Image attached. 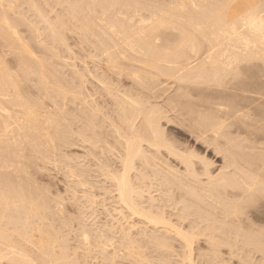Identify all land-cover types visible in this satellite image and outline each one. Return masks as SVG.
Masks as SVG:
<instances>
[{
  "label": "bare ground",
  "instance_id": "bare-ground-1",
  "mask_svg": "<svg viewBox=\"0 0 264 264\" xmlns=\"http://www.w3.org/2000/svg\"><path fill=\"white\" fill-rule=\"evenodd\" d=\"M4 1L9 2L8 0H4ZM19 1L20 0H17V1L10 0V3L11 5L12 3H14L13 5L16 6L15 3H19ZM27 1L28 0H26V2ZM31 1L33 0H30V3L29 2L25 3V1L24 2L21 1L20 3H23V5L26 4L27 7L29 3L31 8H33L34 10L32 9L33 12L32 10H29V8L28 10L31 11L33 15H35V19H37L38 17L37 15H40L38 19L39 18L41 19L39 20L43 23V26H41L42 23L38 21V19H37V22H39L40 26L42 27V30H44L43 32H46L45 34L47 35L45 37H43L45 34L43 35L41 34L40 36L38 35V33L40 32L43 33V32L42 30L39 31L37 28H35L37 23L35 22L36 20L35 21L33 20V22L36 23L34 25L35 27L34 28L32 27L33 32L35 31L34 29H36L35 32H37V30L39 31L37 34H35L38 36L33 37L34 39L36 37L38 39L39 37L40 39L41 37H43L44 39L47 37L46 39L48 41L49 40L51 41V43L50 41L48 43L53 45V41L57 43V39L58 41L64 40V37H62L61 39L60 36L61 35L64 36L63 33L65 34V31L69 32L70 30L71 32V29H72L71 26L78 25V28H75L76 30L72 29V31L75 30L74 32H76L78 30V32L83 37L85 36V38L87 37V38L92 39V43L89 42V44L91 45V50H92V51L91 50L89 51L90 53L89 57L93 62L96 63V65H95V72L93 73L88 69L87 64L85 62H82L80 66L81 68H78V69L76 68V71L79 70L76 72L77 73L76 74L75 69L73 67L74 65L72 64L73 65L72 69H74L72 70L70 68L73 71L72 74L75 73L78 77H76V75L74 76L72 75L74 79L70 78L71 80L69 79L68 82L70 81L74 82L76 80L75 78L79 79V84L78 82H76L77 83L76 85H79V86L78 88L77 86L75 87L77 91H75V88L73 87V84H72L73 82H71L70 85L68 86L69 83L67 84V82L64 81L65 84L68 86V89H67V86L64 85L63 83L59 85V83H61L63 80L62 81L54 80L55 79L54 76L55 77L58 76V72L57 74H54L55 69L57 67L56 68L54 67L55 69L54 68L50 69V70L53 69L54 71H51L50 73L51 77H49L50 74H47V73H49L50 71H48L49 68L46 69V67L52 64L48 63L49 60L48 61L46 60L47 57H44L45 58L44 60L43 58L42 59L39 58L41 62L43 60V63H41L38 58H37L38 61L35 60L34 59L35 54L33 55V53L32 54L30 53L32 49L30 50L28 49L29 48L28 44L25 43L22 39H19L18 38L19 35L17 36V38H15L17 35L15 30L17 31L18 28L15 30L12 28L13 29L12 30L9 25L11 21L9 22V20L6 19L7 20L6 22L5 20V18L8 17L6 16V13L7 14L10 13L8 12V10L9 9L11 10L12 7L10 8L11 5L9 3L8 4L9 8L6 10L4 8H6L5 5L7 4L5 3L7 2L3 3L5 5L0 4V6L2 7L4 6V8L1 7L2 9L0 8V10L4 9V11L5 10L7 11V12L5 11V13H3V11H0V42H2V44L1 43L0 44L4 46V47L2 46L3 48H5L7 47L5 45L12 43L10 46L12 49L8 47L9 49H11L9 51H11L12 54L11 53L9 54L12 56V58L14 57V55L16 57L17 56L20 57L18 59L15 57L16 58L15 61L17 60L15 64L16 66L18 65L17 62L20 61V59L22 58L21 56H23L24 53L28 54V55H25V57L23 56L24 59L26 58V56H29L31 54L34 58L32 57H29V58L34 59L35 62L37 61V64H35L33 61H31V59L28 58L27 60L26 58V60L24 61L21 59L20 61L21 63L19 62V64L27 65L25 66V70H24V66L20 65L21 68L23 67L22 69L24 70V75L27 74V72L30 70L29 68L30 66H32L34 69L33 70L31 67V70L33 71V73L35 72L34 76L32 74L33 78L31 76L28 77L29 73H30L29 75H31V70L26 75L27 77L26 83L30 82L28 81L30 77L32 79L36 78L34 82H38V81L41 82L42 78L44 79V76L46 75L45 76L46 80H47V76H48V80L51 79L50 81L47 80V82H49L50 85L51 84L55 85V88L53 89L54 91H50L52 90L53 86L52 87L48 86L49 84L44 83L46 82L45 80L44 82L40 83V86H42L44 89L42 87H39V85L35 83L38 86V88L36 89V91L38 90L37 93L41 92L39 88L44 91H47V90L49 91H48V94L44 91L39 93L38 95L40 97L38 96L39 98L35 99L36 103L34 102L33 99H32L33 102L32 101L30 102L27 100V97H25L28 95L27 93H25L27 91H26V84L24 83L25 80L23 81V79H25L22 76L23 73H20V71L19 72L17 71L20 67L17 66L18 69L17 68L16 69L14 68V69L16 70V73L18 72L17 73L18 75L19 74L21 75L14 76V74H16L15 71L14 72L11 71L9 75L8 74L9 72H7L8 70L6 71L7 66L4 65L5 68L3 67L2 64L4 63L2 62L4 61L1 62L2 64H0L3 67L2 69L0 66V264H3V263L5 264H34V261L32 263L31 260H33V258L35 259L34 257L35 255L31 256V254H36L37 258H39V260L37 259L35 260L36 263L39 261V263L42 262V264H79V262L77 261H79L80 259H81L80 262L82 261V259H86V260L89 259L88 257L82 258L84 255L81 257L80 256L81 254L79 253H78L79 254L78 258H74V259L72 258L74 254L76 253H74L72 257L70 255V258H69V254H72L73 251L71 252V249H70L71 253L68 254L69 251L67 247L69 244L66 245V242H64L66 239H69V238H65V239L62 238L60 232H64V230H61L60 232L57 231V230H60L59 228H61L62 225L63 226L66 225L67 224L66 222L61 223L59 221L60 222L59 224L61 225L59 224L58 225L61 227L59 226L57 227L56 224L54 223L53 225L56 226L55 228L57 229H55L54 226L51 225V227L53 226L56 232L53 231L54 229L52 230L49 224L42 223L41 225H35V228H34V225L31 222L33 221L34 223L37 216L39 217L37 219L40 220L44 218L43 215H46L45 214L46 212H50L51 213L50 217L52 215L54 217L55 211L58 210L60 214L59 210L62 207H58L60 209H57V210L54 209L55 211L49 208L52 211L47 209L48 211L46 210V212H44V209L50 206L48 204L49 202L48 203L46 202L49 205L48 207L46 206L43 207L42 205L44 203H40L39 200L41 198L38 199L37 198L38 195L36 194L37 196L34 198L36 201L37 200L39 201V202L37 201L38 204L40 203L39 205L42 204L40 208L39 206L35 204L34 202L35 200H33L34 199L33 196H32V199H30L31 197L29 195L32 194L33 191H31L32 193L31 192L29 193V191H26V190L32 189L31 186H27L26 184L28 182V184L30 185L31 179H29L30 177L29 178L25 177L28 175L26 174L28 170L26 166L30 165L29 164L30 160L28 161V159L26 160L25 158H22L23 156L20 157L22 159H25V161L28 162V164L26 163V166L21 165V163L23 164L22 159H21L22 161L20 160L21 162L18 161V158L19 156H21L23 151L29 150L28 148L29 146L25 147L27 146V144H25V140H27L28 137L31 135L33 137L36 136L40 139H36L37 140L36 141L32 136L30 137V140L33 143L29 142V145L30 143L34 145H32V147L28 151L30 154V155L28 154V157L31 158L33 155V154L31 155V152H32L31 150L35 151L36 149V152H37L38 150L37 148H39V151L41 152L42 149L40 150V148H42L43 146H46V149L43 147L44 148L43 150L48 151L50 150V148L52 150L53 146L51 145L47 146V145L48 143L53 144V145L56 143L55 141L57 140L58 133L55 131L57 128L56 123L58 122V120H55V119L60 118V117L57 118L58 113L59 115L61 114L58 111L61 110L60 108H62L63 110L64 105H62L63 107L60 105H56L59 107V110L57 109L58 107L56 106L54 107V109L56 108L57 110V111L56 110L54 111L53 109L54 111L53 113L55 114V117H56L55 118L54 116L51 117L52 116L51 114L53 113L50 114V112L47 111L46 108L45 109L43 108L44 105H42V103H44L43 102L44 99H47V100L49 99L48 101L51 102L52 104L54 103L55 99H56L55 101L56 104H58V102L64 103L66 101H69L68 99L70 98L66 99V97L69 95L70 97H72L71 99H73L76 96L73 99V101L74 100L76 101V99L78 101L77 104H74L75 101L74 102L71 101L73 105L78 106L76 107V109H78L77 117L79 121L78 120L77 121L80 123L78 124L80 125L78 127L79 131L76 133L75 132H72V133L77 134L76 138L78 139L77 141L79 143V146L82 150H84V154H83L84 156H81V157L82 158L85 157V158H83V160L81 159L82 163H84L85 161H88L85 159L87 158V155L89 153L92 155L91 160H94V161H98V157H101V156L103 157L105 156L104 154L106 153H108L111 156V158L110 156H108L110 158L109 160H105V157H104L103 162L102 160L100 163L97 162L99 163V165L97 164V166H99L98 167L99 172L97 173H100L102 178H104L103 180L106 181V184L108 183V186H102L101 188H98V187L95 188L94 184L92 185L91 184L92 182L91 183L89 182V180L93 178V176L89 177L88 170L85 169L84 166H83L84 168L82 167L80 172H78L79 170L77 169L78 170L77 172L79 175L77 174L78 177L76 176V178L78 181L76 182L75 180L74 182L79 184L78 188L81 189L83 196H85L87 198V201L90 202V207L89 205L87 204L86 205L89 208H91V203L93 204L94 200H95V203L97 201L95 197H99L97 196L99 195L97 194L98 191H101L104 194V196L106 194L107 197H109V199L112 200L110 202L113 204L112 208H110L111 206L110 207L108 206V207L110 208V210L112 209V212L110 211V213L114 214L113 216H116L113 219V223H112L113 226H111L112 225L111 223H110L111 227L104 224L106 227L108 226L110 230L107 229L108 231L106 233L104 231L103 232L106 235L109 231L112 232V233L110 232L111 234L109 237L108 236L106 237V235H103L104 233L103 234L101 233L102 232L101 230L104 227H102L101 230L98 228L99 231L97 232V231H93L95 228H97V225H95L94 229L91 228L92 230L90 229L88 230L87 229L88 226H86L87 228H85V226L82 227L81 223L80 224L77 223L79 227L81 226V230L79 232L80 233L79 238H80L82 248H85L83 249L85 256L92 255V254L87 255L86 253L88 251L90 252L91 242H94L90 240H92L94 237V234H96V236L100 237V240L95 242L96 244L94 243V245H96L98 249L100 250V252L98 251L99 255L100 253H102V256L106 259L107 247L109 248V246L111 247L113 245L114 234L116 233L118 234V236H120L119 237L121 239L120 245H122V248L126 252L125 254L123 252V249L121 248L122 251L120 249L119 255L122 254L120 252H123L125 255L123 254L121 256H125V257L129 256L128 258L130 257L135 258L136 263H137V260H139V263L140 261H142L143 254L145 255L144 258L146 260L144 258L143 259L144 261H146L147 264L153 263L151 261H150L151 263L147 262L148 256L142 250L143 247L146 248V246H148V248L149 247L152 248L151 246H153L154 250H155V247L156 249L158 248V250L165 249L166 252L164 251V253L166 254H167V251L170 250L172 254L177 255V251L175 252V249H174L175 247L173 248V245L176 243L175 246H177L178 244L180 247H182L181 252L178 253L180 254L179 257L177 255V262H178V259H180L181 263L184 262L185 264H196L194 261L195 257H193L194 254H193L192 246L194 245V243L200 240V237H203V240H204L203 242H206L207 245H212L211 246L212 248L214 246L218 248V245L220 244L223 245V243H225V245L232 244V243H234V245H237L238 243H240V244L245 245V248L247 246L253 247L254 250L256 248L255 251H259L258 249L262 248L260 251L264 252L262 251L264 249L263 248L264 247V227L261 226V224L264 225L263 224L264 222L262 221V219L264 220V218L260 219L263 223H260L259 220L257 221L256 219L257 223H260L259 228L254 226L257 223L254 224L255 220L252 219L254 218V215H253L254 211L252 208L254 209L256 208L255 210L256 212L254 214L258 212L257 213L258 216H261L264 213L263 212L264 207L263 208L261 207L262 211H260V208H258V210L261 212L260 213L261 215L259 214V211L257 210V207H258L257 204L260 207L259 202L261 203V205L262 203L264 204V154H262V157L259 161L253 160V158L254 159L258 158V154L259 156H261L260 153H261V149L263 148L261 149L259 148V150H256L257 146H254V145H258V144L252 145L256 148L248 146V148H251L252 150L255 149L254 151L260 152V153L256 152L257 153L256 158H255V154L253 155V158H252L251 157L252 155L250 156L249 154H247V152H245V150H243L242 148V145H243L244 149H246L247 146L245 148V145H248L249 144L248 142H251L253 140L254 142H251V143H255L256 139H259L256 137H255L256 139L254 137H252L253 139L248 138L247 137V133L249 132L247 131L248 128L249 130L252 128L255 129L256 126L258 125H260L261 128L262 127L264 128V79L260 80L259 78H256V77L255 79L254 78L255 75L252 74L253 71H254V74L258 72L257 65L258 67H262V63H263V66H264V35H262L264 34V11H262L259 7H253V8L244 7L245 5H257L258 6L261 3V0H170L169 4H167L168 1L166 2V0L165 2L164 0L161 1L164 4H162L160 0H156V1L151 0L152 2L151 1L149 2V0H147L148 6L144 5L146 4V0L144 1V4H143V1L141 3L140 0L139 2L141 4L137 3L138 0H136V2L135 0H130V1L123 0L124 2L122 3H120V0H116L113 3H111L112 0L111 1L107 0L108 2H110L109 6H108V2H106L107 3L106 4L104 0L102 1L98 0L99 2L101 1V3L104 1L103 3H105L108 6L106 9L103 8V6H101L103 9L100 7L101 3L99 4V7H98L97 4L99 2L95 0H94V3L92 2L93 0H91L90 3L92 4H89L88 6H86V3L89 1L86 2V0H84V3H83V0H77V2H74V3L72 2V0H67V1H71V3L68 2V4H73L72 6L68 5L66 3L67 2L66 0L65 1L53 0V2L55 1V3L59 4V6H61L60 5L61 2H63V5H66L64 9L65 10L64 12L66 14L62 15L61 13L60 15H62L61 16L62 18L59 15H58L59 17H57V19H61V20L55 21L56 18H53L54 21L58 23V25H56L57 23L55 25L59 26L60 28L56 27L54 24H52L54 25V27H52L50 22L54 23V21L49 20V17H48L49 15L47 16L46 14H44L45 9H44V12L43 11L39 12L41 8L38 9L37 5L35 6L36 3L35 2L31 3ZM56 1L57 2L60 1V2L57 3ZM131 1H133V3ZM2 2L3 0L0 3ZM117 2H119L120 4H118ZM153 2L155 3L153 4ZM116 3L118 5H116ZM150 3L153 5H151ZM94 4L96 5L94 7L97 10L98 9L100 10V13L98 15H97L98 13L97 10H95L94 8H92L93 6H91ZM105 4H101V5H104V7H106ZM50 5L52 4L50 3ZM82 5H85L83 6V8L87 7L89 10L90 9L91 11L93 10L92 13H90L91 11L89 12V10L86 11L85 8H84L85 12L81 11L80 9L82 8ZM160 5L162 6V8ZM26 6L25 7L22 6V7L26 8ZM67 6L68 7L70 6L68 8L69 11H67L68 10L66 8ZM35 7H37L38 11L37 9H35ZM46 7L49 8L48 6ZM15 10L19 12V9L15 8ZM34 11L35 13L37 11V14H35ZM66 11L68 12V14ZM23 12L25 11H22V13ZM87 12H89L90 14ZM94 12H96L94 14L95 16L93 15L94 17L92 16L89 17ZM27 13L29 14V12ZM20 14L16 16L14 15L16 20L11 24L12 27H15L16 25L14 23H17V21L20 22L22 20L21 18L25 19L26 16L25 17H22V16H24L26 13L24 15H20ZM45 15L48 17V19H46ZM66 15L68 16L69 19H72L74 22H75V19L77 18L78 20L77 22L80 21V24L75 22L76 24L74 23L73 25V23L72 24L70 23L71 25L70 24L69 25L71 28L67 24L69 28L68 30L66 25H64V21L65 20L67 21V19H65ZM79 15H80V18L78 17ZM17 16H19L18 19H17ZM63 18L65 20H63ZM24 21H21L20 24ZM18 24L19 23H17V25ZM26 24L28 25V23ZM22 25L24 26V24ZM44 27H47L48 30ZM54 28L57 29L56 31H58L59 29H63V28H67V30L65 31L60 30L62 31L61 33L58 31L60 33V34L58 33L59 34L58 35V34H55L57 32L55 31ZM28 33L30 34V37H32L31 36L32 34L29 31ZM49 33L51 36L49 35ZM74 35L75 37L78 36L75 33ZM81 37L80 35L78 36V38L80 39ZM78 38L76 39L78 40ZM15 39H16V44H14ZM44 39L43 41L45 42ZM86 39L83 38L84 41L81 40L82 42L79 44H82L83 42H85L84 44L89 45L88 40L90 41V39L88 40ZM20 40L22 41L19 42ZM4 41L6 43L7 42L9 43L4 45L3 43ZM39 42H42V40H40ZM21 43L22 44L25 43V44L21 45ZM36 43L35 45L39 46L37 45L39 43L37 44ZM66 43H62V44L60 43L58 45L56 44V47L59 45H62L63 47L65 45L63 47L64 48L63 51L65 50L67 52L68 50V52H70L71 49L70 50L66 49L67 47ZM40 44L43 45L44 43H40ZM45 45L46 44H44L43 47ZM52 45L51 46L49 45V46L51 47V50H53V52L49 49V46H46L48 50L50 51L49 55H53V53L56 52V54H54L51 58H53L54 56L57 58L58 50H56V47L54 45L53 46L55 47V49L54 48L52 49ZM26 46L28 50L24 49L26 48ZM46 47L43 48L44 52L47 50ZM7 49H5L6 54H8ZM27 51H30V52L28 53ZM59 51H58V55H59ZM44 52H43V55H44ZM21 53L22 55L20 56ZM60 57H58V60H60L59 59ZM1 58L2 57H0V59ZM254 60L256 61L258 60L261 62L260 64H258L259 62L257 61L258 63L256 65L254 64V62H256ZM25 61L31 62V63L26 64ZM44 62L48 63V66L46 63L44 64ZM246 62L249 63L248 65L250 66V68L254 67L253 64L256 66L254 67V69L257 68L256 73L254 69H250V70H253L251 71L252 73L250 72V74H252L253 77L252 75H249L248 77L247 74L249 73V70L247 69V67L243 69L244 71H241L243 68L242 66L238 67L239 63H241V65L243 63V66L245 67ZM250 62H251V65H250ZM38 63L39 64L41 63L40 65H43V67L45 66L46 67L41 70L40 67H37V66H40ZM33 64H35L36 66L35 65L33 66ZM101 64L102 66H104L103 68L99 67ZM34 67H37L38 69L41 70L40 73H39L40 70L38 71V73L41 76V79L39 78L40 80H38L39 74L36 72V70L38 69H35ZM21 68L19 70H22ZM99 69L103 71L101 74L96 73V70H99ZM10 70L12 69L9 68V71ZM58 70H60L59 67H58ZM245 70H246V73L248 71L247 74L245 73L246 75L244 74ZM262 71L263 72L260 71L261 75L264 74V70ZM106 72H111L115 74L116 76L125 77L129 79L131 85L125 86V85L120 84V81L113 80ZM241 72H243L244 74V77H243L244 79L242 78L243 75ZM61 73L59 75L60 77L57 79H61L62 77ZM12 74H13V77L11 76ZM35 74H38V75H35ZM21 76L23 77V79H21ZM246 76L248 80L251 79L249 81H252V79L254 78L255 82H254V79L252 82H248ZM16 77H20V78L16 80L15 79ZM63 78L67 81V79L64 76L62 77V79ZM257 79H259V81H257ZM243 80L247 82H242ZM18 81L23 82L25 84V88L23 87L24 85L22 86L20 85L22 87L21 88L19 86ZM52 81L55 83H52ZM166 83L169 85L171 84L175 86V87L173 86L174 87L173 88L170 85V88L172 87L174 89L173 94L175 93V95L172 98H170L171 97L170 96L169 97L170 99L168 100L165 99V102L163 100L164 103L160 104L162 100L160 103H158L157 101H159L158 97H161V96H157L158 98L157 100L155 96L156 93L154 92L160 89L159 86L161 85H164L163 87L161 86L162 87L161 91L165 92L163 88L167 89L166 92L169 91V88H168L169 86L167 87L166 85L165 87ZM71 84L74 90H70L71 88L69 89ZM43 85L46 87H44ZM57 85L59 86V88H56ZM63 85L65 86L63 88L65 90L60 89V87ZM87 85L91 86V89L93 91L92 93L91 91L89 92L90 89L88 88L90 87ZM18 87L21 88L22 90L17 89ZM23 88L25 89V91H23ZM58 89L61 90L62 92L64 91L62 95L65 97L66 101H64L62 97L60 93L61 91L59 92L56 91ZM18 90H20L21 92L23 91L22 95L20 94L21 92H18ZM67 90L69 91L67 92ZM70 91L76 92L75 95L73 94L74 97L71 95L74 92L70 93ZM149 91L150 92L153 91V92L150 93ZM49 92L51 93L53 92L52 93L53 96H54V93H56L55 99ZM57 92L58 94L61 95V98L63 100L61 98H60L61 101L59 100L60 96L57 95ZM148 92L150 94L154 93L153 95L155 97L154 96L151 97L152 95L149 96ZM42 93L44 96L47 95L46 97L51 95L54 101L50 100L52 99L50 97L45 98L42 95ZM40 94L43 96V98ZM203 94L206 95V97L204 95V98L206 100L207 98L210 100H207V101L205 100L204 103H200L201 102L200 95H203ZM195 95L197 96L199 95L198 97H200V99L196 98L197 100H199V103L196 102L197 100L193 98V96ZM21 96L26 99L22 98ZM40 98L41 100L43 99L42 102L40 101ZM154 98H156L157 101ZM166 98H168V96ZM192 98L196 101L192 100ZM28 99L31 100L30 97ZM190 100L194 101L196 104L193 102L190 103ZM37 101L41 103L42 107H39L41 106L40 104H38L39 106L37 105V103H39ZM229 101H230L229 104L226 103ZM31 104H34V105H31ZM5 105L6 107H4ZM54 105L55 103L52 106ZM38 107L41 108V110ZM42 109L46 110L45 111L46 113H43L44 110ZM48 112L49 114H47ZM64 114L65 113H63V115ZM47 115H49L48 117L49 118L51 117V119H48V117L46 118ZM3 116H5L4 119H3ZM252 116L257 117V119L259 118V120L255 121L256 118L253 119L254 117ZM63 117H61V121L63 120L62 119ZM77 117L74 119L76 120ZM6 118L10 122H8ZM250 119L253 121H251ZM61 121L59 119L60 123ZM73 121H71V123ZM249 121L251 123L253 122L256 126H254L253 123L252 124L249 123ZM71 123L70 125H72ZM247 123H249L250 125L248 126ZM243 124L245 125L243 126ZM174 125L178 126L179 128H177ZM232 126L234 130H230L231 129L230 127ZM65 128L63 129V131L65 130ZM263 128L262 130L260 129L262 133H264ZM54 129L55 131H53ZM168 129L171 131L173 130L178 135L180 134L181 136L186 138L187 141H188V138H190L191 142L193 141L194 143L190 145V144H187L186 140L184 142H179L177 141L178 139L174 140L171 136V132H169ZM244 129L247 132H245ZM256 129L259 130L258 127ZM256 129H255V134L257 132ZM60 130L62 129L60 128ZM63 131H62L63 134L61 133L62 135H67V133L69 132V130L68 132L66 130L64 131L66 134H64ZM167 131L170 134H168ZM243 132H245L246 134H244ZM54 133H55V136L57 137L54 136ZM251 133H252L251 135L254 134L253 130ZM61 134H60V137L64 139V137L61 136ZM231 134L232 136L233 134H235L234 136L239 135V137L237 138L233 136L232 138ZM51 135H52V138L54 136L56 140L51 139ZM178 135H177V138H179ZM243 135L246 138V140L244 138H242V140H244V142L245 141L247 142V143H244L245 145L243 144V141L241 140V137ZM263 135L264 134H262L261 138L259 139L260 141L257 140L262 144L261 147L264 146V143L261 142V141H264ZM248 136L250 137V132ZM41 138L46 140V141L44 140V142H46L47 145H45L44 143H41L43 141V139ZM174 138H176V136ZM239 138L242 141V145L241 143H239L240 140L238 141ZM65 139H68V138L66 137ZM249 139L251 140L249 141ZM30 140H27V141H30ZM34 141H36L37 143L38 141H40L39 143L41 145L35 143ZM51 141H54V143H52ZM60 141L62 142V140ZM63 142H65V140H63ZM22 143L24 144L23 145L24 149L21 146ZM35 144H37V146H35ZM25 148H28V149H25ZM32 148H35V149H32ZM196 149H200V151H202L204 154L197 152ZM241 149L243 150V152H245L246 157L247 158L249 157L248 159L245 156L243 157V153ZM251 149L250 150L248 149V151L251 152L250 154L255 153ZM57 150L59 149L57 148ZM20 151L21 153H19ZM47 151L45 152L46 154L50 152V151L49 152ZM45 153L43 152L42 154L43 156L41 157L39 156V157L43 161L46 162V160H48L49 158L46 159L48 154L47 156L45 155L44 157ZM38 154L40 155L39 152ZM207 155L208 156L212 155L215 158L220 157L222 161L220 166L218 165L219 167L215 168L213 166L215 163L211 161L210 159H208ZM250 157L252 158L251 161H250ZM40 158L38 159L41 160ZM61 158L63 159V157ZM94 161L92 162L93 164H94ZM88 162H90V160ZM53 163L55 164V162ZM75 164L76 163H74V165ZM87 164L89 163L86 162V165ZM49 165H52V164L50 163ZM20 166L22 168V169L20 168V175L23 174L24 172L25 173L22 176H20L21 178L19 179V182L23 181L24 177L28 179V181H26L25 179L24 182H22L23 184L25 183V185L27 186L25 187L26 192H23L24 188L22 190V187H24L23 185L19 186L16 183H14L16 182L17 174L19 176L18 169ZM8 167H11V169H8L7 172L9 170L11 171L13 168V171L16 174V175L13 174L14 177L16 176L15 181L14 179L11 178L12 175H9L13 173L12 171H11L12 173L11 172L8 173V176L10 177L5 175L7 173L4 174L3 170L5 168L7 169ZM23 168L26 170H24ZM43 168L42 170H44ZM86 168H89L88 165ZM94 168H96V171H97L96 165L92 168V170ZM36 169H38V167ZM17 171L18 173H16ZM91 172L92 171L89 172L90 175H91ZM68 173L72 174L71 169ZM97 173L96 174L94 173V175H97ZM74 174H72L71 179H73L72 177L75 176ZM64 175H67V174H64ZM95 180L96 179H94L93 181L96 183ZM11 182L16 184L15 185L16 189L14 187V184H12ZM74 182L72 184L75 185L74 187H76L77 184H75ZM101 184H104V183H101ZM17 187L20 189L18 190L19 193L17 192ZM28 187L30 188L27 189ZM35 190H36V187H35ZM77 191H79L80 193V190H77ZM23 193H26V194L24 195ZM72 193H74V191ZM86 198H83V200L85 199L86 201ZM43 199H45V197ZM43 199L41 201L45 202V200ZM72 199H73V196H72ZM73 201H77V199L76 200L73 199ZM75 204H77V202H75ZM97 204L98 203H96V205ZM101 204H103V202ZM107 205L109 204L107 203ZM81 206L82 207H78V208H83L82 210H84L85 206L84 207L83 205ZM87 206L86 208L88 209ZM94 207L96 206L94 205ZM103 208H105V206ZM82 210H81V213H82ZM90 210L88 212L91 213ZM107 211L109 212V210ZM43 212L44 214L40 215V213H43ZM20 214L23 216H20ZM80 214L79 216L80 218H82L81 217L82 215ZM47 215L46 217L49 218ZM108 215L111 216L109 213H107L106 216ZM40 216L41 217L43 216V217L40 218ZM56 216L58 215L56 214ZM89 216L91 217V214ZM258 216L255 215V218H257ZM262 216L264 217V214ZM63 217H60V218H63ZM32 218H34V220H32ZM47 218H45L44 223L48 222L46 221ZM88 218L86 216L85 222L87 221ZM93 219L92 221L95 220ZM53 220L51 219L50 221L52 222ZM110 220L112 222V217ZM251 220H253V222H251ZM73 221L75 220L73 219ZM82 221H84V219ZM36 222H39V221H36ZM70 222L72 221H69L68 226ZM104 223H107V222H104ZM31 224L33 227L31 226ZM87 224L89 225V222ZM42 225L43 226L48 225L49 231H48V228H47V231L43 229L41 231L39 229H36L37 227L39 228V226H42ZM70 226L72 228V225ZM98 226L100 227V225ZM43 228L46 229V227H43ZM62 229H65V228L63 227ZM66 229L68 231V227H66ZM89 231L90 232L93 231L96 233H94L92 236ZM34 232H36L35 234L38 233L39 235L37 234L36 236H33ZM72 232L74 233V231ZM67 235L66 237H68ZM32 237L34 238L32 239ZM35 237H38L39 240L36 238L37 241L35 240L36 242L34 243L33 240L35 239ZM116 238L118 237L116 236ZM97 239L99 238L97 237ZM97 239H95V241ZM66 241L68 243V240ZM116 242H118V240ZM78 243H76L77 247L78 245H80ZM25 244H26V247L28 245V248H29L26 250L27 253L29 252L28 250H30V246H32L35 250L33 251L35 253H31V252H30L31 254L28 253L29 256H31V258L33 257L32 259L27 256L28 254H26L24 250V248L26 249ZM118 245L114 243L113 246L119 247ZM141 246L143 247L141 248ZM77 247L73 245V248H77ZM216 247H214V249ZM229 247H225V248H229ZM70 248H72V246ZM113 248L111 247L109 251L112 250ZM119 248L115 247V250L113 249V251L116 252ZM150 248L149 250L152 251L153 248L152 249ZM172 248L175 253L171 251ZM77 249H74V250H77ZM229 249H231V247ZM80 250L81 248L79 247L77 252ZM158 250L157 252L159 253ZM98 252L97 251L96 253L94 252L93 256L96 254L98 255ZM110 252H111L110 253L111 255L112 251ZM213 254H215V252ZM97 255L95 256L96 258H97ZM158 255L156 256L158 257ZM174 256L175 255H173V257ZM199 256H200V253H199ZM95 257L91 256L92 258L91 260H93ZM216 257H218V255H216ZM108 258L109 257L107 255V259L106 260L103 259L104 264H105V261L110 260ZM160 258H161V255H160ZM211 258H214V256ZM245 258L246 259L242 258V261H240L241 264L244 262L243 260H247V258L249 257L245 256ZM99 259L98 260L94 259L95 261L93 260V262L97 263ZM214 260L215 259H213V264H216L215 263L216 261ZM157 261L160 262L161 259L160 261L159 260ZM173 261L175 262L176 259L174 258ZM248 261L249 260H247V262ZM82 262H85L84 264L90 263L86 261H82ZM93 262L91 264H94ZM163 262L161 261V263ZM177 262L175 263L178 264ZM222 262L221 264H224ZM252 262L251 264H253ZM114 263L116 262H113V264ZM133 263L135 262L133 261ZM155 263L157 264V262ZM248 263L250 264V262ZM97 264H101V263H97ZM169 264H171V262Z\"/></svg>",
  "mask_w": 264,
  "mask_h": 264
},
{
  "label": "rangeland",
  "instance_id": "rangeland-1",
  "mask_svg": "<svg viewBox=\"0 0 264 264\" xmlns=\"http://www.w3.org/2000/svg\"><path fill=\"white\" fill-rule=\"evenodd\" d=\"M1 1H2V0H1ZM1 1H0V2H1ZM8 1H9V2L3 0V2L0 3V4L2 5L4 2H7V3H5V4H7V5L3 4V5H5L6 8H4V6H3V7L0 6V8L2 7V8H4V9L7 10V9L9 8V7H8V6H9L8 4L10 3V0H8ZM16 1H17V0H16ZM21 1H22V2L25 1V3H27V2L30 3V0H28L27 2H26V0H24V1H23V0H20L19 3H15L16 6L13 5L14 3H12V5H11V3H10V5H11L10 8L12 7V9H11V10L9 9L10 11L8 10V12H10V13H8L9 15L6 13V16H8V17H6L5 20L8 19L9 22L11 21V23L9 24L11 29L13 28V29L15 30V29L18 28L17 31L15 30V32L17 33V35H16V37H15V35H14V37L17 38V36L19 35L20 37L18 36V38H19V39H22L25 43L28 44V47H29L28 49H29V50L32 49V50H31V52H30V51H27V52H28V53L30 52L31 54L33 53V55L35 54V56H34L35 58H34L31 54H30L29 56H26L27 60H28L29 57H32V58H34L35 60H37V58H38V59H39V58H40V59L43 58V60H44V59H45L44 57H47L46 60H47V61L49 60L48 63L53 65V66H52V65H49V66H50V67H49V66H48V63L44 62V64L46 63L47 66H48V67L45 66L46 69L49 68L48 71H50V72L47 73V74H50L51 71H54L53 69L50 70L51 68H54V67L56 68V67H57L56 69L54 68V69H55V73H54V74H57V72H58V76H57V77L54 76V78H55L54 80H55V81H56V80H58V81H62V80H63L61 83H59V85H61L62 83H63L64 85H66L65 82H67V84L69 83V84H68V86H69L70 83L73 82V81L68 82V80H69L70 78L74 79L73 76L77 74V73H76L77 71H79V70L76 71V68H77V69H78V68H81L80 66H81V63H82V62H85V63L87 64V67H88V69H89L91 72H93V73L95 72V65H96V63L93 62V61L90 59V57H89V56H90V55H89V54H90L89 51L91 50V45L89 44V42L92 43V39L87 38V37H86V38H87V39H86L85 36L83 37V36L78 32V30H77L76 32H74V31L76 30L75 28H78V25H74V23L76 22V23H79V24H80V21L77 22L78 20H77V18H76V19H75V22H74L72 19H69L67 15H66V18L64 17L65 19H67V21L63 18V20H65V21H64V25H66L67 28H68V25H69L70 23H71V24L73 23L74 26H71V27H72V29H75V30L72 31V29H71L72 34H71L69 28H68L69 32H68V31L66 32L65 30H67V28L59 29L60 27H59V26H56V25H58V23L55 22V21L61 20V19H57V17H59V16L61 17L62 15L66 14V13L64 12V11H65L64 9H65V6H66V5H63V2H61L62 4L60 3L61 6H59V4H56L55 1L53 2V0H48V1H46V0H44V1H43V0H38V1H37V0H33V1H31V3H33V2L36 3L35 6L37 5L38 9L41 8L39 12H42V11L44 12V9H45V13H44V14H46L47 16L49 15V16H48V17H49V20H51V21L53 20V21H54L53 18H56V20L54 21V23H53V22H50V24H51V25H52V24L55 25V24L57 23L55 26H56V27H59V28H58V29H59L58 31H59L60 33H61L62 31H65V34L63 33L64 36H62V35L60 36L61 39H62V37H64V40H63V41H65V42H63L62 40H60V41H62V42H60V41H58V39H57V43H55V42L52 40V41H53V45H54L55 47H56V44L58 45V44H60V43L62 44V43H66V42H67V43H66V46H67L68 48L66 47V49H69V50L71 49L70 52H68V50H67V52H66L65 50L63 51V49H64L63 47H64L65 45H64L63 47H62V45L57 46V47H56V50H58V51L61 50V51H62V52L59 51V55H58V51H57V56H58V57H60V56L62 57V58L60 57V58H59L60 60H58V57L56 58L55 56H54L53 58H51L54 54H56L55 50H54L55 53H53V55H49V52H50V51L48 50V48H47L46 46H49V45L51 46L52 44H49V43H48L50 40L48 41V40L46 39L47 37H46L45 39L43 38V37H45V36H47V35L45 34L46 32H43L44 30H42V27H41V26H43V23L40 21L41 19H40V18H39L40 20L38 19V17H40V15H37L38 17H37V16H36V17H37L38 21H40V22L42 23L41 26H40L39 22H37V19H35V15H33V13H32L34 9L31 8V6L29 5V3H28V7H27L26 4L23 5V3H20ZM36 1H37V2H36ZM45 1H46V2H45ZM61 1H62V0H61ZM63 1H65V0H63ZM66 1H67V0H66ZM87 1H89V2H87ZM95 1H98V0H95ZM101 1H102V0H101ZM101 1H100V2L98 1V2H99V3L97 4L98 7H99V4L101 3ZM104 1H105V3H106V2L111 1V0H108V1H107V0H104ZM104 1H103V2H104ZM115 1H116V0H112L111 3L115 2ZM125 1H130V0H125ZM142 1H143V4H144V1H145V0H140L141 3H142ZM150 1H151V0H149V2H150ZM153 1H154V0H153ZM155 1H156V0H155ZM161 1H162V0H160V2H161ZM167 1H168L167 4H169L170 0H166V2H167ZM11 2H12V1H11ZM13 2H15V1H13ZM44 2H45V3H44ZM56 2H57V1H56ZM59 2H60V1H59ZM59 2H57V3H59ZM68 2L71 3V1H67L66 3L68 4ZM72 2H73V3H74V2H77V0H76V1H75V0H72ZM86 2H87V3H86ZM86 2H85V3H86V6H88L89 4H92V3H90L91 0H86ZM92 2L94 3V0H93ZM103 2H102L101 4H105V3H103ZM122 2H124V1H123V0H120V3H122ZM131 2L133 3V1H131ZM135 2H136V0H135ZM140 2H139V0L137 1L138 4H139ZM151 2H152V1H151ZM164 2H165V0H164ZM38 3H39V4H38ZM50 3H51L52 5H50ZM83 3H84V0H83ZM83 3H82V4H83ZM109 3H110V2H108V6H109ZM117 3L120 4L119 2H117ZM117 3H116V5H118ZM141 3H140V4H141ZM154 3H155V2H153V4H154ZM161 3H162V2H161ZM48 4H49L52 8H51ZM64 4H65V3H64ZM101 4H100V7L103 6V8H105V9L108 7V6L106 5L107 3L105 4L106 7H104V5H101ZM147 4H148V3H147V0H146V4H144V5H147ZM150 4H151V3H150ZM153 4H151V5H153ZM162 4H164V3H162ZM167 4H166V6H167ZM17 5L20 6L21 8L18 7ZM39 5H40V6H39ZM56 5H57V7H56ZM62 5H63V6H62ZM68 5L72 6L73 4H68ZM116 5H115V6H116ZM230 5H232V4H230ZM13 6H14L16 9H19V12H17ZM22 6H24V7L26 6V8H24V7H22ZM42 6H43V7H42ZM46 6H48L49 8H47ZM70 6H69V7H70ZM83 6H85V5H82V8H83ZM91 6H93L92 8H94L95 10H97V9L94 7V6H96L95 4H94V5H91ZM91 6H89V7H91ZM147 6H148V5H147ZM160 6H161V5H160ZM166 6H165V7H166ZM17 7H18V8H17ZM37 7H35V9H37ZM60 7H61L62 9H61ZM69 7L67 6L66 8L68 9ZM117 7H118V6H117ZM228 7H229V6H228ZM230 7H231V6H230ZM2 8H1V9H2ZM28 8H29V10H32V9H33L32 12L29 11ZM30 8H31V9H30ZM50 8H51V9H50ZM55 8H57V9H55ZM71 8H73V7H71ZM71 8H70V9H71ZM82 8H81L80 10L83 11V12H85L84 8L86 9V11L89 10L87 7H84L83 9H82ZM101 8H102V7H101ZM103 8H102V9H103ZM115 8H116V7H115ZM161 8H162V6H161ZM4 9H3V10H0V11H3V13H5L6 10L4 11ZM20 9H22V10H20ZM38 9H37V11H38ZM13 10H14V11H13ZM46 10H48V11H46ZM49 10H50V11H49ZM52 10H53L54 13L52 12ZM55 10H56V11H55ZM95 10H94V11H95ZM11 11H12V12H11ZM22 11H25V12L22 13ZM37 11H36V13H35V11H34V13L37 14ZM57 11H58V12H57ZM60 11H61V12H60ZM67 11H69V9H68ZM67 11H66V12H67ZM70 11H71V10H70ZM90 11H91V9L89 10V12H90ZM92 11H93V10H92ZM92 11H91L90 13H92ZM6 12H7V11H6ZM15 12H16V13H15ZM27 12H29V14H28ZM89 12H87V13H89ZM97 12H98V13H97V15H98V14L100 13V10L98 9ZM12 13H13V14H12ZM20 13H21V14H20ZM25 13H26V14H25ZM48 13H49V14H48ZM56 13H57V14H56ZM61 13H62V15H60ZM90 13H89V14H90ZM95 13H96V12H94V13H93L92 15H90L89 17H91V16L94 17V16H95V15H94ZM10 14H11V15H10ZM18 14H20V15H24V14H25L24 16H22V17H25V16H26L25 19H24V18H21V19H22L21 21H24V20H25V21L22 22L21 24H20L21 21H20V22L17 21V23H19L18 25H17V23H14L17 27H16V26H15V27H12L11 24L16 20L15 16L18 15ZM44 14H43V15H44ZM67 14H68V12H67ZM69 14H70V13H69ZM3 15H4V14H3ZM14 15H15V16H14ZM20 15H19V16H20ZM27 15H28V16H27ZM43 15H42V16H43ZM46 15H45V16H46ZM54 15H55V16H54ZM58 15H59V16H58ZM93 15H94V16H93ZM10 16H11V17H10ZM19 16H17V19H18ZM47 16H46V19H48ZM20 17H21V16H20ZM28 17H29V19H28ZM30 17H31V18L33 17V18L31 19ZM43 17H44V16H43ZM78 17L80 18V15H79ZM61 18H62V17H61ZM19 19H20V18H19ZM23 19H24V20H23ZM28 20L30 21V23H29ZM31 20H32V21H31ZM33 20H34V21L36 20L35 22H36L37 24H36L35 22H33ZM49 20H48V21H49ZM68 21H69V22H68ZM70 21H72V22H70ZM6 22H7V20H6ZM32 22H33V23H32ZM62 22H63V21H62ZM26 23H28V25H27ZM76 23H75V24H76ZM22 24H24L25 27H24ZM25 24H26V25H25ZM35 24H36V27L34 26ZM44 24H45V23H44ZM67 24H68V25H67ZM71 24H70V25H71ZM9 25H8V26H9ZM20 25H21V26H20ZM29 25H30L31 27H30ZM54 25H52V27H54ZM70 25H69V27H70ZM18 26H19V27H18ZM28 26H29V27H28ZM37 26H38V27H37ZM44 26H46V25H44ZM76 26H77V27H76ZM27 27H28V28H27ZM32 27H33V28H34V27L37 28L39 31L42 30L43 33H41V32L38 33V32H39L38 30H37V32H35L36 29H34V30H35V31H34L35 33H34L33 30H32ZM56 27H55V28H56ZM71 27H70V28H71ZM25 28H26V29H25ZM30 28H31L32 31L30 30ZM40 28H41V29H40ZM44 28L47 29V27H44ZM55 28H54V29H55ZM13 29H12V30H13ZM27 29H28V30H27ZM46 29H45V30H46ZM47 30H48V29H47ZM47 30H46V31H47ZM56 30H57V29H55V31H56ZM60 30H62V31H60ZM28 31L32 34V35H31L32 37H30V34L28 33ZM58 31H56L57 33H55V34H58V33H59ZM13 32H14V31H13ZM26 32H27V33H26ZM37 33H38L39 36H40L41 34H42V35L45 34V35H44L43 37H41V39H40V37H39V39H38L37 37H36L37 39H36V38L34 39L33 37L38 36V35H35V34H37ZM60 33H59V34H60ZM67 33H68V34H67ZM74 33H75L76 35H78V36L80 35V37L82 36V37H83L84 39H86V40L90 39V41L88 40V44L90 45V47H89V45L84 44L85 42L82 43L83 45H82V44H79V43L82 42L81 40H83V38L81 37V39H80V38H78V36L75 37ZM78 33H79V34H78ZM59 34H58V35H59ZM49 35H50V33H49ZM49 35H48V37H49ZM70 35H71V36H70ZM72 35H73V36H72ZM50 36H51V35H50ZM12 37H13V36H12ZM12 37H11V38H12ZM58 37H59V36H58ZM28 38H29V39H28ZM42 38L45 40V42L43 41ZM76 38H78V40H77ZM12 39H13V38H12ZM31 39H32V40H31ZM48 39H49V38H48ZM51 39H52V38H51ZM65 39H66V40H65ZM22 40H20L19 42H21ZM40 40H42V42H39ZM46 40H47V41H46ZM86 40H85V41H86ZM1 41H3V40H1ZM10 41H11V40H10ZM14 41H15L14 44H16V39H15ZM17 41H18V40H17ZM26 41H27V42H26ZM37 41H38V42H37ZM83 41H84V40H83ZM12 42H13V40H12ZM19 42H18V43H19ZM33 42H34V43H33ZM36 42L39 43V44H37ZM46 42H47L49 45H48ZM0 43L2 44V42H0ZM3 43H4V45H5V44H7V43H9V42L6 43V42L4 41ZM25 43H24V44H25ZM29 43H30V44H29ZM35 43H36L37 45H39V46H36ZM40 43H44V44H46V45L44 46V47L47 48V50L45 49V50H46L45 52H44V49H43V48H44V47H43L44 44L42 45V44H40ZM50 43H51V41H50ZM1 44H0V46H1V47H0V55H1L0 57H2L1 59H3V60L0 59V60H1V61H0V64L4 63V64H2L3 67H4V65L7 66L6 71L8 70V71H7V72H9L8 74L10 75L11 71H12V72L15 71V73H16V70H15V69L17 68V66L20 67V68H21V66H24V70H25V66H27V65L19 64V62L21 61V59H22L23 61L26 60V58L24 59L23 56L25 57V55H28V54H25V53H24L23 56H21V55H22V53H21L20 56H21L22 58L20 59V61L17 62L18 65L16 66L15 64H16V61H17V60L15 61V59H16V58L18 59V58H20V57H19V56L16 57V56L14 55V57L12 58V56L9 54V53H11V51H9V50L12 49V48L10 47L12 43H11V44L9 43V44H10V45L8 44L9 46H8V45H5V46H7V47H5V48H3L4 46L1 45ZM24 44L21 43V45H24ZM17 45H18V44H17ZM40 45H42V46H40ZM53 45H52V49H53V48L55 49V47H54ZM86 45H87V46H86ZM2 46H3V47H2ZM33 46H34V47H33ZM50 46H49V49L51 50V47H50ZM60 46H61L62 48H61ZM8 47H10L11 49H9ZM15 47H16V46H15ZM30 47H31V48H30ZM7 48H8V49H7ZM23 48H24V47H23ZM60 48H61V49H60ZM3 49H4V50H3ZM5 49H7V50L9 51V52H8V51L6 50L8 54H6ZM24 49L26 50V49H27V46H26V48H24ZM28 49H27V50H28ZM51 51L53 52V50H51ZM91 51H92V50H91ZM20 52H22V51H20ZM41 52H42V53H41ZM43 52H44V55H43ZM52 52H51V53H52ZM63 52H64V53H63ZM65 52H66V53H65ZM11 54H12V53H11ZM39 54H40V55H39ZM47 54H48V55H47ZM67 54H68V56H67ZM4 55H6V56H4ZM7 55H8V56H7ZM36 55H38V56H36ZM41 55H42V57H41ZM62 55H63V56H62ZM69 55H70V56H69ZM73 55H74V56H73ZM48 56H49V57H48ZM64 56H65V57H64ZM72 56H73V58H72ZM15 57H16V58H15ZM68 57H69V58H68ZM32 58H29V59H31V61H33L35 64H37V61H38V60L35 62V60L32 59ZM50 58H51V59H50ZM63 58H64V59H63ZM40 59H39V60H40ZM56 59H57V60H56ZM43 60H42V62H41V60H40V62L43 63ZM46 60H45V61H46ZM50 60L53 61V62H51ZM2 61H4V62H2ZM58 61H59V63H58ZM64 61H65V62H64ZM254 61H256V60H254ZM257 61H258V60H257ZM257 61L254 62V64L257 65L258 62H259L258 64H260L261 61H258V62H257ZM1 62H2V63H1ZM25 62H26V64H27V63H31V62H27V61H25ZM33 62H32V63H33ZM20 63H21V62H20ZM41 63H40V64H41ZM243 63H244V62H243ZM243 63H242V65H241V63H239L240 65L238 64V67H239V66H240V67H241V66L243 67L242 70L240 69L241 71H244L243 69L247 67V69L249 70V73H248V71H247V73H248V74H247V73H246V70H245L244 74L246 73V74L248 75V77H249V75H252V74H253V75H255L254 78L256 77V78H259L260 80H263V79H264V78H262V77H264V76H263L264 74L261 75V73H260V71L263 72L262 70H264V69H263V68H264L263 63H262V67H263V68H262V67H258V65H257V68H258V69H257V68H256V69L258 70V72L256 71V69H254V67H256L254 64H253L254 67H251V68H250V66L248 65L249 63L246 62L245 67L243 66ZM252 63H253V62H252ZM35 64H33V66H34ZM38 64H39V63H38ZM40 64H39V65H40ZM55 64H56V65H55ZM61 64H62L63 66H62ZM68 64H69L70 66H69ZM72 64H73L74 66H73ZM244 64H245V63H244ZM20 65H21V66H20ZM28 65H29V64H28ZM31 65H32V64H31ZM247 65H248V66H247ZM250 65H251V62H250ZM0 66H1V65H0ZM35 66H36V65H35ZM41 66H42V68H41ZM72 66L74 67V69H75V73H76V74H75V73L72 74V72H73L72 70H74V69H72V68H73ZM98 66H99V65H98ZM3 67L1 66L2 69H3ZM31 67H32V66L29 67L30 70H31ZM37 67H40L41 70H42L43 68H45V67H43V65H40V66H37ZM37 67H34V68H35V69H38ZM58 67L60 68V70H61L62 73L60 72V70H58ZM61 67H62V68H61ZM99 67H102V68H103L104 66H102V64H101ZM248 67H249V68H248ZM4 68H5V67H4ZM9 68H11L12 70L9 71ZM14 68H15V69H14ZM20 68H19V69H20ZM22 68H23V67H22ZM22 68H21V69H22ZM70 68H71L72 70H71ZM261 68H262V70H261ZM13 69H14V70H13ZM17 69H18V68H17ZM19 69H18L17 71H18V72L20 71V73H23L22 76L25 78V79H23V77L21 76V79H23V81L25 80L24 83L26 84V91H27V92H25V93H27L28 96H25V97H27V100H28V101H30V102L32 101V102H33V100H34V102H35V101H36L35 99H38V98L40 97L38 94L44 91V90H41V89L39 88V90H40L41 92L37 93V92H38V90L36 91V89L38 88L37 84L39 85V87H42V86H40V83H41V82H44V80L46 81V82H44V83L49 84V82H47V80H48V76H47V80L45 79V76H46V75H45V76H44V79L42 78V81H41V82L38 81V80L41 79V76H40V74H39V73L41 72V70L38 69V70H36V72L38 73V71L40 70L39 73H38L39 75H38V74H35V75H38V80H37V81H38L39 83H38V82H34V80H36V78L32 79V78H33V77H32V74H33V76H34V73H35V72L33 73V71L31 70V75H29V74H30V73H29L30 70H29L28 72H27V71H26V72H27V74L29 73V74H28V77L31 76L32 78L30 77V79H28V81H30V82L26 83V82H27V81H26V79H27L26 75H27V74L24 75V70L22 69V70H23V72H22V70H19ZM32 69H33V67H32ZM46 69H45V70H46ZM69 69H70V70H69ZM250 69H254V70H255V73L257 72V73H256L257 75L254 74V71H253V70H250ZM33 70H34V69H33ZM45 70H44V71H45ZM57 70H58V71H57ZM65 70H66V71H65ZM46 71H47V70H46ZM46 71H45V72H46ZM48 71H47V72H48ZM251 71H253V73H252ZM18 72H17V73H18ZM63 72H64L65 74H64ZM68 72H69V73H68ZM102 72H103V71H102L101 69L96 70V73H97V74H99V73L101 74ZM250 72H251L252 74H250ZM17 73L14 74V76L18 75ZM60 73H61V76H62V77L64 76V77L67 79V81H66L64 78L62 79V77H61V79H57V78L60 77V76H59ZM106 73H107V74H108L113 80H115V81H120V84H122V85H125V86H130V85H131L130 80L127 79V78H125V77H119V76H116L115 74H113V73H111V72H106ZM241 73H242V75H243V76H242V78H243V77H244V74H243V72H241ZM259 73H260V74H259ZM41 74H42V73H41ZM44 74H45V73H44ZM246 74H245V75H246ZM258 74H259V75H258ZM19 75H21V74H19ZM19 75H18V76H19ZM72 75H73V76H72ZM253 75H252V77H253ZM260 75H261L262 77H261ZM11 76L13 77V74H12ZM35 77H36V76H35ZM49 77H51V74H50ZM52 77H53V76H52ZM76 77H78V76L76 75ZM240 77H241V76H240ZM250 77H251V76H250ZM260 77H261L262 79H261ZM18 78H20V77H16L15 79L18 80ZM39 78H40V79H39ZM246 78H247V76H246ZM246 78H245V79H246ZM254 78H253V79H254ZM256 78H255V79H256ZM12 79H13V78H12ZM75 79H76V80H75L72 84H73V87H74V88H75L76 86H77V88H78L79 85H76V84H77L76 82H78V84H79V79H77V78H75ZM243 79H244V78H243ZM253 79H252V81H253ZM255 79H254V82H255ZM259 79H257V81H259ZM13 80H14V79H13ZM16 80H15V81H16ZM19 80H20V79H19ZM50 80H51V79H49L48 81H50ZM54 80H53V81H54ZM70 80H71V79H70ZM249 80H251V79H249ZM249 80H248V78H247V81H248V82H252V81H249ZM15 81H14V82H15ZM21 81H22V80H21ZM31 81H32L33 83H32ZM53 81H52V83H55V82H53ZM64 81H65V82H64ZM240 81H241V80H240ZM247 81L243 80L242 82H247ZM257 81H256V82H257ZM18 82H19V81H18ZM21 83H22V84H21ZM24 83H23V82H19V86H20V85H21V86L24 85L23 87L25 88V84H24ZM30 83H31V84H30ZM35 83H37V84H35ZM56 83H57V82H56ZM33 84H34V85H33ZM42 84H43V83H42ZM47 84H46V86H47ZM57 84H58V83H57ZM72 84H71V86L69 87V89L71 88L70 90H74L73 87H72ZM74 84H75V85H74ZM17 85H18V84H17ZM31 85H32V87H31ZM35 85H36L37 87H36ZM64 85L61 86L62 88L60 87V89H63V88L65 87ZM166 85H167V87L169 86V87H168V88H169V91L166 92V90H167L166 88H163V90H165V92H164V91H161V90H162L161 88L164 86V85H161L162 87L159 86L160 89L157 88L158 90H157L156 92H154V93H156V94H155L156 98H157V96H161V97H158V98H159V101H157L158 98H157V100H156V98H154L158 103H160L161 100H162V102H161L160 104L164 103V102H165V99L168 100V99L172 98V97L175 95V93L173 94V92H174V89H173V88H174L175 86L170 84L172 87L174 86L173 88H172V87L170 88V85H169V84L166 83V84H165V87H166ZM21 86H20V87H21ZM28 86H29V87H28ZM43 86H44V85H43ZM46 86H44V87H46ZM48 86H50V87L53 86L52 90H50V91H54V90H53V89L55 88V85H54V84H51V85L49 84ZM66 86H67V85H66ZM68 86H67V89H68ZM87 86H89V85H87ZM89 87H90V88H88V87H87V88L90 89L89 92L91 91V93H92L93 91H92V89H91V86H89ZM21 88H22V87H21ZM21 88L18 87L17 89H21ZM24 88H23V91H25ZM29 88H30V89H29ZM42 88H43V87H42ZM47 88H49V87H47ZM56 88H59V86L57 85ZM43 89H44V88H43ZM49 89H51V88H49ZM172 89H173V90H172ZM21 90H22V89H21ZM45 90H46V89H45ZM63 90H65V89H63ZM155 90H156V89H155ZM171 90H172V91H171ZM23 91L21 92L20 90H18V92H21V93H20L21 95H22ZM48 91H49V90L44 91V92H46V93L48 94ZM56 91L59 92V91H61V90L58 89V90H56ZM68 91H69V90H67V92H68ZM75 91H77L76 88H75ZM153 91H154V90H153ZM153 91H151V92H153ZM58 92H57V95L60 96V97H59V100H60L61 95H62V93H64V91H63V92H62V91L60 92L61 95L58 94ZM67 92H66V93H67ZM71 92H74V91H70V93H71ZM149 92H150V91H149ZM149 92H148L149 96L152 95L151 97H153V96H154V95H153L154 93H153V94H150L151 92H150V93H149ZM159 92H160V93H159ZM163 92H164V93H163ZM11 93H13V92H11ZM25 93H24V94H25ZM28 93H29V94H28ZM49 93L52 95L53 92H52V93L49 92ZM75 93H76V92L72 93L71 95L74 97ZM91 93H90V94H91ZM158 93H159V94H158ZM161 93H162V94H161ZM24 94H23V95H24ZM73 94H74V95H73ZM163 94H164V95H163ZM40 95H41V94H40ZM42 95H43V93H42ZM42 95H41V96H42ZM45 95H46V94H45ZM51 95L48 96V97L52 98ZM66 95H67V94H66ZM68 95H69V94H68ZM204 95H205V94L200 95V97H201V100H200L201 102H200V103H204V102H205L206 99L204 98ZM38 96H39V97H38ZM43 96H44V95H43ZM43 96H42V98H43ZM46 96H47V95H46ZM46 96H44V97H45V98H48V97H46ZM52 96H53V95H52ZM58 96H57V98H58ZM155 96H154V97H155ZM167 96H168V98H166ZM170 96H171V97H170ZM195 96H196V97H195ZM195 96H193L194 99H196V98H197V99H198V98L200 99V97H198L199 95H198V96L195 95ZM21 97H22V96H21ZM29 97H30L31 100L28 99ZM32 97H33V98H32ZM55 97H56V93H54L53 98L55 99ZM62 97H63L64 101H66V99L70 98V99H68L70 102H69V101H66V102H64V103L62 102L63 104L58 102V104H56V102H55L56 99H55V101H54V99L52 98V99H50V100L54 101V103H55V105L52 106L54 103L52 104L51 102H49V101H48L49 99H48V100H47V99H44V100L42 99L43 102H44V103H42V105L45 106V107L43 106V108H44V109L46 108V110L49 111L50 114L53 113V112L56 110V108L54 109V107H55L56 105H60V106L64 105V107L62 106V107H63V110H62V108H60V109L62 110V112L64 111L63 113H65V114L67 115V117H66L65 114L63 115V113H62L61 110H60V111H58V112H60L61 114L59 115V113H58L57 118L60 117L59 119H60V121H61V117L64 116V117L62 118V119H63V120H62L63 122L61 121V123H60V122H59V119H55V120H58V122L60 123V124H59L58 122H57V123L55 122L57 128H56V131H55V129L53 130V131H55V132L58 133V134H57L58 137H60V134L62 133V131H63V129H64L65 127H66L67 129L65 128L64 131L67 130V132H68V130H69L68 133H70V132H71V133H72V132H75V133H76V132L79 131V128H78V127L80 126V125H78V124H80V123L78 122L79 120H78V117H77V116H78V111H77L78 109H76V107H78V106L72 104V102L75 101V100L73 101V99H74L76 96H75L73 99H71L72 97H70V95L67 96L66 99H65V97H64L63 95H62ZM169 97H170V98H169ZM205 97H206V95H205ZM22 98H24V97H22ZM162 98H163V99H162ZM193 98H192V100H194ZM24 99H26V98H24ZM32 99H33V100H32ZM61 99H62V98H61ZM63 99H62V100H63ZM152 99H153V98H152ZM197 99H196V100H197ZM42 100H41V98H40V101H41V102H42ZM59 100H57V101H59ZM163 100H164V102H163ZM196 100H194V101H196ZM207 100H210V99L207 98ZM207 100H206V101H207ZM60 101H61V100H60ZM71 101H72V102H71ZM76 101H77V99H76ZM76 101H75V102H76ZM194 101H191V100H190V103H192V102L195 103ZM211 101H212V100H211ZM211 101H209V102H211ZM37 102H39V101H37ZM68 102H69V103H68ZM75 102H74V104H77V103H78V101H77L76 103H75ZM196 102L199 103V100H197ZM35 103H36V102H35ZM35 103H34V104H35ZM50 103H51V104H50ZM198 103H197V104H198ZM226 103L229 104L230 101H229V102H226ZM29 104H30V103H29ZM34 104H31V105H34ZM38 104L41 105L40 102L37 103V105H38ZM195 104H196V103H195ZM37 105H36V106H37ZM42 105H41V106L38 105V106H39V107H42ZM192 105H193V104H192ZM51 106H52V107H51ZM4 107H6V105H5ZM39 107H38V108H39ZM56 107H58V106H56ZM68 108H69V109H68ZM39 109L41 110V108H39ZM44 109H42V110H44ZM53 109H54V111H53ZM57 109L59 110V107H58ZM75 109H76V110H75ZM46 110H44L43 113H46V112H45ZM56 111H57V110H56ZM73 111H74V112H73ZM49 112H48L47 114H49ZM71 112H72V113H71ZM55 113H56V112H55ZM53 114H54V113H53ZM53 114H51V115H52L51 117H53V116L55 117V114H54V115H53ZM68 114H69V115H68ZM73 114H74V115H73ZM76 114H77V115H76ZM45 115H46V114H45ZM71 115L73 116V118H72ZM48 116H49V115H47L46 118H47ZM75 116L77 117L76 120L74 119V118H76ZM51 117H50V118L48 117V119H51ZM252 117H254V116H252ZM4 118H5V116H3V119H4ZM55 118H56V117H55ZM67 118H68V119H67ZM69 118H70V119H69ZM250 118H251V117H250ZM255 118H256V119H255ZM52 119H53V118H52ZM72 119H73L74 121H73ZM251 119H252V118H251ZM251 119H250V120H251ZM253 119H255V121H256V120H257V121L259 120V118L257 119V117H254ZM260 119H262V118H260ZM6 120H7V118H6ZM6 120H5V121H6ZM53 120H54V119H53ZM77 120H78V121H77ZM5 121H4V122H5ZM7 121H8V120H7ZM7 121H6V122H7ZM71 121H73V122L71 123ZM245 121H247V120H245ZM251 121H253V120H251ZM255 121H254V122H255ZM8 122H10V121H8ZM62 123H64V124H62ZM65 123H66V124H65ZM70 123H71L72 125H70ZM73 123H74V125H75V124H76V125L74 126ZM249 123H251V122L249 121ZM249 123H247L248 126L250 125ZM252 123H253V122H252ZM252 123H251V124H252ZM245 124H246V123H245ZM245 124H243V126H244ZM257 124H258V123H257ZM260 124H261V123H260ZM59 125H60V127H59ZM77 125H78V126H77ZM253 125L256 126L254 123H253ZM62 126H63V127H62ZM68 126H70V127H68ZM72 126H73V127H72ZM174 126H176V125H174ZM251 126H252V125H251ZM176 127L179 128L178 126H176ZM257 127L259 128V130L256 129ZM54 128H55V127H54ZM60 128H61L62 130H60ZM68 128H70V129H68ZM230 128H231L230 130H234V129H233V126L230 127ZM234 128H235V127H234ZM254 128H255V127H254ZM256 128H255V129L257 130L256 134H258V135L255 134V129H253V128L250 129V130H249V128L247 129V131L250 132V137L248 136V135H249V132L247 133V137H248V138H252V137H254V138L256 137V138H259V139L261 138L262 134H264V133H262V131H260V129L262 130L263 127L261 128L260 125H258V126H256ZM245 129H246V127H245ZM245 129H244V130H245ZM263 129H264V128H263ZM70 130H71V131H70ZM73 130H74V131H73ZM252 130H253V132H254L253 135H251V134H252V133H251ZM64 131H63V132H64ZM168 131L171 132V136H172V138H173L174 140H177V139H178L177 141H179V142H184L185 140L187 141L186 138H184V137L181 136L180 134L178 135V134H177L176 132H174L173 130H172L173 132H172L171 130H169V129H168ZM168 131H167V133H168ZM247 131L245 130V132H247ZM258 131H259L260 133H259ZM245 132H243V133L246 134ZM263 132H264V130H263ZM59 133H60V134H59ZM68 133H67V135H68L69 137H68L67 135H62L63 133L61 134V136H63L64 139H62L61 137H60L61 139L58 138L57 136H55V133H54V136L57 137V140L55 139L54 136H53V138H52V135H53V134H52V135H51V139L56 140V141H55L56 143L54 144L55 146H54L53 144H50V143H48V145H47V143L44 142L45 139L41 138V139H43V141H42L41 143H44V144L47 145V146H49V145L53 146V147H52V150H51L50 147H48V148H50V150H48V151H47V150H43L44 148L46 149V146H43L44 148L41 146L42 148H40V150L42 149V151H43L44 153H45L46 151H47V152H49V151L51 152V154H50V152L47 153L48 156H47L46 153L44 154V157H45V155L47 156L46 159L49 158L48 160H46L47 164H46L45 161H43V160L40 158L41 156H43V155H42L43 152L41 151V152H42V153H41V152L39 151V148H37V149H38L37 152H36V149H35V148H32V149H35V151H34V150H31V151H32V152L30 151V152H31V155H32V154H33V155H32L31 158L28 157V154H29L28 151L30 150V148H31L32 145H34V144H31V143H30V145H29V142H32V141L30 140V137H31L32 135L29 136L28 139L26 138L27 140H30V141L25 140V144H27V146H25V147H28V146H29V147H28L29 150H25V151L21 150V151H23L22 154H24V155L21 154V156H19V158L23 156L22 158H25L26 160L28 159V161L30 160V163H29L30 165L26 166V163L28 164V162L25 161V159H22V158L19 159V158H18V161L21 162V161L23 160V161H22L23 164L21 163V165H23V166L25 165L26 168L29 170V171L27 170V173H26V174H28V175L25 176V175H26V174H25L24 176H25V177H28V178L30 177L29 179H31V180H30L31 183H30V181H29L30 185L28 184V182H27L26 185H27V186H31V188H32L31 190H26L25 187H27V186L25 185V183H24V184L22 183V182H24V180L26 179L25 177L23 178L24 180L21 179V180H23V181L19 182V179L21 178L20 176H22V175L25 173V172H24L23 174L20 175V168H21V166H20L19 169H18V170H19V176H18V174H17V179H16V176H15V177L13 176V174H15V172L13 171V168H12V170H11L13 173H12L10 170L7 172L8 169H11V167H8L7 169L5 168V169L3 170V171H4V174L7 173V174H5V175H7V176H8V173H9V172L12 173V174H9V175H12V176L14 177V178H13V177L11 176V178L14 179V181H15V179H16V182H14V183H16V184L19 185V186H22V185L24 186V187H22V190H23V188H24V191H23V192L29 191V193H30L31 191H33L34 194H33L32 192H31L32 194H30V195L28 194V195L31 197L30 199H32V196H33V198H34V197H36V196L38 195L39 197L37 196V198H38V199L41 198V199L39 200L40 203H44L43 205L41 204L43 207H45V206L48 207V206L50 205L48 208H45V209H44V212H46L47 209L50 210L49 208H51L53 211H55L54 209L57 210V209H60V208H58V207H62V208L59 210V211H60V214H59L58 210L55 211V214H54V217L56 216V214H57L59 217L56 216V217L54 218L53 215H52L51 217H53V218H51V217H50L51 213H50V212H46V213H45L46 215L49 214V215H47L49 218H47L46 215H43V214H44V212H43V213H40V215H43L44 218H42L43 216H42V217L40 216V218H42V219L38 220L37 218H39V217L36 215L37 218L35 219L34 223H33V221L31 222V223L34 225V228H35V225H41L42 223H43V224H49L50 227H51V225H53V224L55 223L56 226L58 227L59 225H61V224H59L60 222H61V223H62V222L65 223V222H66V223H67V224H66L67 226H66V225H64V226L62 225V227L59 226V227H61V228H59L60 230H57V231L60 232L61 230H64V232H60L62 238H64V239H65V238H69V239H66V240H68V243H67L66 240L64 241V239H63V241L66 242V245L69 244L68 247H67V248H68V251H69L68 254L71 253V252L73 251L72 254H69V258H70V255H71V257H72L73 254L76 253V254H74V256L72 257L73 259H74V258H78V257H79V254H81V255H80L81 257L84 255L82 258H84V257H86V258L88 257V258H89V259H88L89 261L86 260V259H82V261H86V262H88V263L90 262L89 264H91V263L93 262L94 259H95V260H98V259L100 258L99 261H97V263L104 264L103 259L106 260V259H107V255H108V257H109L108 259H110V260L105 261V264H107V263H108V264H113V262H116V263H114V264H140V263H141V264H142V263H143V264H147L146 261H144V259H145V258H144L145 255H144V254H143V257H142V261H140V263H139V260H137V263H136L135 258H131V257L128 258L129 256H126V257H125V256H121V255H123L124 253L126 254V252H125L124 249L122 248V245H120V243H121V239L119 238L120 236H118L117 233L114 234V243H116L117 245L119 244L118 246H119L120 248L117 247V246H113L114 243H113V245H112L111 247H112V248L114 247V248H113L114 250H115V247H116V248H119V249L117 250L118 252L116 251V252H117V253H116V252L113 251V249H112V250H110V251H112V254H113V255H112V254L110 255L111 252L109 251V249H111V247L109 246V248L107 247V255H106V259L102 256V253H100V255H99L100 250L98 249V247H97L96 245H94V243L97 242L98 240H100V237H99V236H96V234H94V233H96V232H93V231H97V232H98L99 229L101 230L102 227H104V228L101 230L102 232L100 231V232L103 234L104 232L106 233L108 230H110V228H109L108 226H110V225L113 223V219L116 217V216H113L114 214L110 213V211L112 212V209L110 210V208H112V205H113L112 203H110L112 200H110L109 197H107L106 194H105V196H104V194H103L101 191H98V190H97V191H98L97 194H99V195H97V194H96V195L99 196V197H95V198H96V200H97L96 203H98V204L96 205L95 200H94V203H93V204L91 203V208H89V207H90V202L87 201V198H86L85 196H83V193L81 192V189L78 188L79 184H78V183H75L74 181H75V180H76V182L78 181L77 178H76V176H77L78 172H80V170H81L82 167L84 166L85 169L88 170V175H89V177L93 176V178H91V179H93V180L96 179V180H95L96 183H95L93 180H91V179L89 180V178H88L89 182H90V183L92 182L91 184H92V185L94 184V187H95V188H96V187L101 188L102 186H108V183L106 184V181L103 180L104 178H102V176L100 175V173H97V172H99V170H98V169H99V168H98L99 166H97V164L99 165V163L101 162V160H102V162H103V158H104V157H105V160H109V159L111 158V156H110L108 153H106V154H104L105 156H103V157L101 156L102 159H101V157H98V161H94V160H91L92 155L89 153V154L87 155V158H88V159L86 158L85 160H88V161L90 160V162L85 161L84 163H82L83 158H85V157H83V158L81 157V156H84V155H83V154H84V150H82V149L80 148V146H79V143H78V141H77L78 139L76 138V137H77V136H76L77 134H75V133H72V134L70 133V134H68ZM172 133H173L174 135H173ZM261 133H262V134H261ZM64 134H66V133L64 132ZM168 134H170V133H168ZM177 135L179 136V138H177ZM234 135H235V134H233V136H234ZM65 136H66L68 139H65V138H66ZM71 136H72V137H71ZM175 136H176V138H174ZM233 136H232V134H231V137H232V138H233ZM240 136H241V134H240ZM32 137H33V136H32ZM35 137H36V136L33 137L35 140H36V139H40V138H38V137H36V138H35ZM180 137H181L182 139H181ZM234 137H237V138H238L239 135H238V136L236 135V136H234ZM237 138H236V140H237ZM242 138H244V139L246 140V138L244 137V135L241 137V140H242ZM248 138H247V140H248ZM256 138H255V139H256ZM263 138H264V135H263ZM263 138H262V139H263ZM34 139H32V140H34ZM252 139H253V138H252ZM259 139H256V142H255V143H251V142H254L253 140H252L251 142H248V143H249L248 145H245L244 143H247V142H246V141L244 142V140H242V141H243V144L245 145V148H246V146H247L246 149H244V146L242 145V141L240 140V138L238 139V141H239V140L241 141V142L239 141V143H241L243 150H245V152H247V154H249L250 156L252 155V156H251L252 158H253V155H254V154H255V158H256V157H257L256 154H257L259 151H254L255 149L252 150L251 148H248V146H249V147L257 146V149H256V150H259V148H260V149L263 148V149H261V153L259 152V153L261 154V156H259V154H258V158H257V159H254V158H253V160H258V161L261 159L262 154H264V146L261 147L262 144L259 142V141H260ZM60 140H62V142H63V140H65V142L62 143ZM73 140H74V141H73ZM182 140H183V141H182ZM250 140H251V139H249V141H250ZM257 140H259V141H257ZM263 140H264V139H263ZM36 141H37V140H36ZM36 141H34V142L37 143ZM40 141H41V140H40ZM40 141H38L37 144H40V143H39ZM45 141H46V140H45ZM57 141H58V142H57ZM66 141H67V142H66ZM68 141H69V142H68ZM189 141H190V142H189ZM47 142H48V141H47ZM51 142L54 143V141H51ZM76 142H77V143H76ZM258 142H259L260 144H259ZM261 142L264 143V141H261ZM23 143H24V141H23ZM23 143H22V145H21L22 147H23V145H24ZM32 143H33V142H32ZM65 143H66V144H65ZM193 143H194V142H193V141L191 142L190 138H188L187 144H190V145H191V144H193ZM37 144H35V146H37ZM56 144H57L58 146H57ZM59 144H60V145H59ZM254 144H258L259 147H258V145H254ZM40 145H41V144H40ZM42 145H43V144H42ZM69 145H70V146H69ZM241 145H240V146H241ZM252 145H254V146H252ZM38 146H39V145H38ZM33 147H34V146H33ZM59 147H60V148H59ZM62 147H63V148H62ZM65 147H66V148H65ZM20 148H21V147H20ZM28 148H25V149H28ZM57 148H58L59 150H57ZM254 148H256V147H254ZM23 149H24V147H23ZM53 149H54V150H53ZM248 149H249V150L251 149V150L254 151L255 153L250 154L251 152L248 151ZM56 150H57V151H56ZM60 150H61V151H60ZM243 150L241 149V151H242V153H243V157H244V156L246 157L245 152H243ZM246 150H247V151H246ZM21 151H20L19 153H21ZM33 151H34V153H33ZM52 151H53V152H52ZM58 151H59V152H58ZM196 151L199 152V153H203L202 151H200V149H196ZM26 152H27V153H26ZM38 152L40 153V155L38 154ZM55 152L57 153L58 156L56 155ZM256 152H257V153H256ZM35 153L37 154V156H36ZM242 153H241V155H242ZM34 154H35V155H34ZM62 154H63V155H62ZM203 154H204V153H203ZM26 155H27V156H26ZM29 155H30V154H29ZM205 155H206V154H205ZM249 155H247V156H249ZM34 156H35V157H34ZM39 156H40V157H39ZM108 156H110V158H109ZM36 157H37V158H36ZM61 157H63V159H62ZM64 157H65V158H64ZM207 157H208V159H210L211 161H213V162L215 163V164L213 165L215 168H216V167H219L220 164L222 163L220 157H219V158H215V157H213L212 155H209V156L207 155ZM251 157H250V161L252 160ZM38 158H40L41 160H39ZM67 158H68V159H67ZM89 158H90V159H89ZM246 158H247V157H246ZM246 158H245V159H246ZM248 158H249V157H248ZM248 158H247V159H248ZM21 159H22V160H21ZM43 159H45V158H43ZM51 159H52V160H51ZM77 159H78V160H77ZM81 159H82V160H81ZM245 159H244V160H245ZM247 159H246V160H247ZM20 160H21V161H20ZM62 160H63V161H62ZM65 160H66V161H65ZM74 160H76V161H74ZM105 160H104V161H105ZM31 161H32V162H31ZM33 161H34V162H33ZM49 161H50V162H49ZM68 161H69V163H68ZM73 161H74V162H73ZM93 161H94V164H95L96 167H97V171H96V168H94L93 170L96 171V172H94V171L92 170V168L95 166V165L92 163ZM19 162H18V163H19ZM24 162H25V164H24ZM40 162H42V163H40ZM53 162H55V164H54ZM60 162H61L62 164H61ZM86 162L89 163V164H87L89 168H86V167H87ZM95 162H96V163H95ZM97 162H99V163H97ZM108 162H109V161H108ZM31 163H32V164H31ZM50 163H51L52 165H49ZM65 163H66V164H65ZM72 163H73V164H72ZM74 163H76L77 165H76V164L74 165ZM19 164H20V163H19ZM43 164H44V165H43ZM63 164H64V165H63ZM91 164H93V165H91ZM31 165H32V166H31ZM34 165L37 166L38 169H36L37 167H35ZM42 165L44 166V168H43ZM53 165H54V166H53ZM61 165H62V166H61ZM67 165H68V167H67ZM81 165H82V166H81ZM90 165H91V167H90ZM218 165H219V166H218ZM23 166H22V167H23ZM40 166H42V167H40ZM45 166H46V167H45ZM55 166H56V167H55ZM64 166H65V167H64ZM73 166H74V167H73ZM30 167H31V168H30ZM33 167H34V168H33ZM52 167H53L54 169H53ZM70 167H72V168H70ZM84 167H83V168H84ZM24 168H25V167H24ZM24 168H23V169H24ZM42 168H43L44 170H42ZM55 168H56V169H55ZM67 168H68V170H67ZM215 168H214V169H215ZM21 169H22V168H21ZM30 169H31V170H30ZM70 169H71V171H72V174L76 173V174H74L75 176L72 177L73 179H71L72 174H71V173H68V172L70 171ZM77 169H78L79 171H78ZM24 170H26V169H24ZM24 170H23V171H24ZM38 170H39V171H38ZM74 170H75V172H74ZM3 171H2V172H3ZM5 171H6V172H5ZM77 171H78V172H77ZM90 171H92V172H91V175L89 174ZM16 173H18V171H17ZM21 173H22V171H21ZM94 173H95V174L97 173V175H94ZM31 174H32V175H31ZM64 174H67V175H64ZM69 174H71V175H69ZM15 175H16V174H15ZM78 175H79V174H78ZM94 176H95V177H94ZM96 176H97V178H96ZM8 177H10V176H8ZM18 177H19V178H18ZM69 177H70V178H69ZM77 177H78V176H77ZM11 178H10V179H11ZM68 178H69V179H68ZM75 178H76V179H75ZM12 179H11V180H12ZM70 179L73 180V181H71ZM99 179H100V180H99ZM26 181H28V179H26ZM26 181H25V182H26ZM102 181H104V182H102ZM12 182H13V181H12ZM12 182H11V183H12ZM33 182H34V183H33ZM68 182H70V183H68ZM73 182H74L75 184H77L76 187H74L75 185L72 184ZM98 182H99V184H101V183H104V184L99 185ZM100 182H101V183H100ZM14 183H12V184H14ZM21 183H22V184H21ZM12 184H11V185H12ZM16 184H14V187H15ZM32 184H33V185L35 184V185L33 186ZM105 184H106V185H105ZM68 185H70V186H68ZM98 185H99V186H98ZM19 186H18V187H19ZM71 186H72V187H71ZM18 187H17V192L19 193L18 190H20V189H19ZM35 187H36V190H35ZM40 187H41V188H40ZM20 188H21V187H20ZM29 188H30V187H28L27 189H29ZM98 188H97V189H98ZM15 189H16V187H15ZM38 189H39V190H38ZM41 189H42V190H41ZM73 189H74V190H73ZM75 189H76V190H75ZM25 190H26V191H25ZM77 190H80V193H79V191H77ZM99 190H100V189H99ZM44 191H45V192H44ZM68 191H69V192H68ZM73 191H74V193H75V192L77 193V194L75 193V195H77L78 197L75 196L74 193H72ZM69 193H70V194H69ZM101 193H102L103 195H102ZM23 194L25 195L26 193H23ZM36 194H37V195H36ZM40 194H41V195H40ZM46 194H47V195H46ZM28 195H27V196H28ZM34 195H35V196H34ZM101 195H102V196H101ZM27 196H26V197H27ZM29 196H28V197H29ZM69 196H70V198H69ZM72 196H73V199H74V200L77 199V201H73ZM79 196H80V197H79ZM81 196H83V197H81ZM44 197H45V199H43ZM74 197H75V198H74ZM76 197H77V198H76ZM102 197H103L104 199H106V198H107V199L104 200ZM78 198H79V199H78ZM80 198H81V199H80ZM83 198H86V201H87V202L85 201V199L83 200ZM97 198H98L99 200H98ZM42 199L45 200V202H44V201H41ZM46 199H47V200H46ZM68 199H69V200H68ZM100 199H102V200H100ZM33 200H35V198H34ZM53 200H54V201H53ZM70 200H71V201H70ZM78 200H79L80 202H79ZM103 200H104V201H103ZM37 201H38V200H37ZM37 201L35 200L34 202H35V204H36L37 206L40 207L41 205H39L40 203L38 204L39 201H38V202H37ZM50 201H52V202H50ZM72 201H73V202H72ZM83 201H84V202H83ZM107 201H109V202H107ZM46 202H47V203L49 202V203H48L49 205H48ZM54 202H55L56 204H55ZM57 202H59V203H57ZM75 202H77V204H75ZM78 202H79V204H78ZM82 202H83V203H82ZM99 202H100V203H99ZM102 202H103V204H101ZM104 202H105V203H104ZM51 203H52V204L54 203V204L52 205ZM61 203H62V204H61ZM81 203H82V204H81ZM84 203H85V204H84ZM107 203H108L109 205H107ZM86 204L89 205V207H88ZM104 204H106L107 206L104 205ZM259 204H260V207H259L258 204H257L258 207H257V206H255V207H257V210H258V208H260V211H262V208L264 207V204L262 203V205H261L260 202H259ZM51 205H52V206H51ZM54 205H56V206L59 205V206L56 207V206H54ZM61 205H62V206H61ZM79 205H80V206H79ZM81 205H83V207L85 206V207H84V210H82L83 208H78V207H82ZM92 205H93V206H92ZM94 205H95L97 208L94 207ZM101 205H102V206H101ZM86 206L88 207V209L86 208ZM104 206H105V208H103ZM108 206H109V207L111 206V207L109 208ZM39 207H38V208H39ZM54 207H55V208H54ZM93 207H94V208H93ZM261 207H262V208H261ZM40 208H41V207H40ZM92 208H93V209H92ZM95 208H96V209H95ZM107 208H108V209H107ZM79 209L82 210V213H81V210H79ZM90 209H91V210H90ZM106 209L109 210V212H108ZM252 209H253V211H254V213H255V212H256V211H255L256 208H255V209L252 208ZM48 210H47V211H48ZM52 210H50V211H52ZM89 210L91 211V213L88 212ZM95 210H96V211H95ZM102 210H103L105 213H104ZM93 211H94V213H93ZM258 211H259V210H258ZM260 211H259V214L261 213ZM61 212H62V213H61ZM76 212H78V213H76ZM83 212H85V213H83ZM106 212L109 213L111 216H109V215L106 216V215H107ZM263 212H264V209H263ZM52 213H53V212H52ZM80 213H81V214H80ZM86 213H88V214H86ZM89 213L91 214V217L89 216V215H90ZM254 213H253V215H254V218H255V215L258 216V214H257L258 212H257L256 214H254ZM76 214H77V215H76ZM79 214L82 215V216H81L82 218H80ZM263 214H264V213H263ZM263 214H262V215H263ZM63 215H64V217H63ZM74 215H75V216H74ZM85 215L87 216V218L89 217V218L87 219L86 222H85V220H86V219H85V218H86ZM96 215H97V216H96ZM260 215H261V214H260ZM262 215H261V216H262ZM20 216H23V215L20 214ZM84 216H85V217H84ZM94 216H95V217H94ZM261 216H258L259 219H258V217L255 218V219L251 217L253 220H255V223H254V224H256L258 220H259L260 223H263V222H264V220L262 219V218H264V217H263V216L261 217ZM60 217H63V218H60ZM83 217H84V218H83ZM93 217H94L95 220L93 219ZM111 217H112V222H111V220H110ZM34 218H35V217H34ZM34 218H32V220H34ZM45 218H47L46 221H48V222H46V223H44ZM50 218H51L52 220H53V219H54V220L51 222V221H50V220H51ZM57 218L60 219V220H58ZM65 218H66V220H65ZM75 218H76V219H75ZM91 218H92L94 221H92ZM109 218H110V219H109ZM251 218H250V219H251ZM17 219H18V218H17ZM17 219H16V220H17ZM43 219H44V220H43ZM56 219H57L58 221H57ZM61 219H62V220L64 219V220L62 221ZM73 219H74L75 221H73ZM81 219H82V220L84 219V221H82ZM256 219H257V221H256ZM260 219H262L263 222H262ZM16 220H15V221H16ZM41 220H43V221H41ZM55 220H56V222H55ZM67 220H68V221H67ZM107 220H109V221H107ZM253 220H251V222H253ZM17 221H18V220H17ZM36 221H39V222H36ZM49 221H50V223H52V224H50ZM59 221H60V222H59ZM69 221H72V222H70V224H69V226H68ZM90 221H91V222H90ZM40 222H41V223H40ZM75 222H76V224H77V223H79V224L81 223V224H82V227L85 226V228H87L86 226H88V228H87L88 230H89V229H90V230L94 229L95 225H97V228H95V229H94L93 231H91V232L89 231V232L91 233L92 236H93V234H94V237H93L94 240H93L92 238H91L92 240H90V241H94V242H91V245H90V246H91V247H90V248H91V249H90V252L88 251V252L86 253L87 255H88V254H92V255H90V256H89V255H88V256H85V253L83 252V249H85V248H82V245H81V242H80V238H79V234H80L79 232H80V230H81V226L79 227V225H78V224L76 225ZM82 222H84V223H82ZM88 222H89V225L87 224ZM104 222H107V223H104ZM37 223H38V224H37ZM90 223H92V224H90ZM110 223H111V224H110ZM260 223H257L258 225L256 224V225H254V226L259 228V226H260L259 224H260ZM32 224H31V226H32ZM58 224H59V225H58ZM84 224H86V225H84ZM93 224H94V225H93ZM102 224H103V226H102ZM104 224L108 225V226H107L108 228H107ZM263 224H264V223H263ZM70 225H72V228H71ZM98 225H100V227H99ZM53 226H54V225H53ZM53 226L51 227L52 230L56 227V226H54V228H53ZM111 226H113V224H112ZM111 226H110V227H111ZM261 226L264 227V225H262V224H261ZM9 227H10V226H9ZM32 227H33V226H32ZM36 227H37V226H36ZM40 227H41V228H40ZM43 227H46V229H44ZM63 227H64L65 229H62ZM66 227H68V231H67ZM47 228H48V231H49V226H48V225H47V226H46V225H45V226L42 225V226H39V228L37 227L36 229H39L40 231H41L42 229L45 230V231H47ZM91 228H92V229H91ZM98 228H99V229H98ZM261 228H262V227H261ZM55 229H57V228H55ZM55 229H54L53 231H55ZM96 229H97V230H96ZM105 229H106V230H105ZM107 229H108V230H107ZM256 229H257V228H256ZM50 230H51V229H50ZM65 230H66V232H65ZM70 231H71V232H70ZM72 231H74V233H73ZM103 231H104V232H103ZM55 232H56V231H55ZM59 232H58V233H59ZM110 232H111V231H109V232H108L109 234L107 233V235H106L105 233H104L103 235H106V237H107V236L109 237L110 234L112 233V232H111V233H110ZM35 233H36V232H34L33 236H36V235L38 234V233H37V234H35ZM62 233H63V234H62ZM64 233H65L66 235L68 234V235H67L68 237H66V235H65ZM72 233H73V234H72ZM75 233H76V234H75ZM77 233H78V235H77ZM38 235H39V234H38ZM63 235H64V236H63ZM73 235H74V237H73ZM115 235H116L119 239L116 238ZM76 236H78V237H76ZM92 236H91V237H92ZM95 236H96V237H95ZM97 237H98L99 239H97ZM33 238H34V237H32V239H33ZM36 238L38 239V237H35V239L33 240L34 243L37 241ZM72 238H73V239H72ZM74 239H75V240H74ZM95 239H97V240L95 241ZM116 239L118 240V242H116V241H117ZM35 240H36V241H35ZM38 240H39V239H38ZM70 240H71V241H70ZM73 240H74V241H73ZM119 240H120V241H119ZM201 240H202V241H201ZM72 241H73V242H72ZM203 241H204V240H203V237H200V240H199L198 242L194 243V245L192 246L193 254H194L193 257H195V260H194V261H195L196 264H197V263H198V264H206V263H207V264H213V259H215L214 261H216V262H215L216 264H221L222 261H224V262H222V263H224V264H241L240 261H242V258L246 259L245 256H246V257H249V258H247V260H249L248 262H250V264H251L252 261H253V262H252L253 264H264V252H261V251H260V250L262 249L261 247H260L261 249H258V248H257V249L260 251V252H259V251H255L256 248H255V250H254V248L251 247V246H250V247L247 246V247H249L250 249L247 248V247L245 248V245L240 244V243H238L237 245H234V243H232L233 245H232V244H226V245H225V243H223L224 247H223V245L220 244V245H218V248H217L216 246H214V247H216V248L214 249V247H213V248L211 247L212 245H207V243H206V242H203ZM75 242H76V243L79 242L78 244H80V245H78V247H77V244H76ZM71 243H72V244H71ZM70 244H71V245H70ZM95 244H96V243H95ZM73 245L76 246L78 249H79V247H80L81 250L77 252L78 249H77V248H73ZM92 245L94 246V248H93ZM175 245H176V243L173 245V248L175 247V248H174V249H175V252L177 251V255H178V257H179L180 254H178V253L181 252V248H182V247H180L178 244H177V246H175ZM227 245H228V246H227ZM241 245H242V246H241ZM71 246H72L73 250H72V248H70ZM95 246H96L97 248H96ZM149 246H150V245H149ZM209 246H210L211 248H210ZM220 246H221V247H220ZM229 246L231 247V249H229V248H230ZM25 247H26V244H25ZM142 247H143V246H141V248H142ZM151 247L153 248V250H152L153 252H152L151 250H149L150 247L148 248V246H146L147 249H146L145 247L142 248V250L144 251V253H146V255L148 256V257H147L148 260H149V261L147 260L148 263H151V262L155 263V262H157V264H159V263H160V264H164V263L167 264V262H168V264H169V263L171 262V264H176V263H175V262H177V255H176V254H172V253L170 252V250H168V251H167V254H166V253H164L165 249H159V250H158V248L156 249V247H155V250H156V251H155V250H154V247H153V246H151ZM179 247H180V248H179ZM225 247H229V248H225ZM23 248H24V246H23ZM95 248H96V249H95ZM121 248L123 249V252H124V253H123V252H120V253H122V254L119 255V251H120ZM152 248H150V249H152ZM173 248L171 249V251H173V253H175L174 250H173ZM243 248H244V249H243ZM263 248H264V247H263ZM27 249H29V248H28V245H27L26 249L24 248L26 254H28V253H29V254H31V253H35V252H33V251H35V250H34V248H33L32 246H30V250H28V251H29L28 253H27V251H26ZM70 249H71V252H70ZM74 249H77V250H74ZM92 249H93V250H92ZM122 249H121V251H122ZM145 249H146V251H145ZM212 249H213V250H212ZM247 249H248V250H247ZM91 250H92V251H91ZM94 250H95V251H94ZM157 250L159 251V253L157 252ZM210 250H211V251H210ZM216 250H217V252H216ZM229 250H230V251H229ZM252 250H253V251H252ZM93 251H94L95 253H96V251H97V252L99 251V252H98V255L96 254V255H97V258L95 257L96 255L93 256V254H94ZM148 251H149V252H148ZM178 251H179V252H178ZM213 251L215 252V254H213V253H214ZM238 251H240L241 253L238 252ZM262 251H264V249H263ZM30 252H31V253H30ZM92 252H93V253H92ZM113 252L116 253V254H114ZM147 252H148V253H147ZM151 252H152V254H151ZM162 252H163V253H162ZM165 252H166V251H165ZM208 252H209V253H208ZM211 252H212V253H211ZM243 252H244V253H243ZM246 252H248V253H246ZM257 252H258V253H257ZM78 253H79V254H78ZM160 253H162V254H160ZM199 253H200V256H199ZM201 253H203V254L205 253V254L203 255V254H201ZM210 253H211V254H210ZM216 253H218V254H216ZM231 253H232V254H231ZM29 254H28L27 256L30 257V258H31V256L35 255V256H34L35 259L32 257L33 260H31L32 263H33V261H34V264H35V263H36L35 260H36V259L39 260V258H37L36 254H31V256H29ZM125 254H124V255H125ZM148 254H149V255H148ZM150 254H151V255H150ZM158 254H159V255H158ZM163 254H164L165 256H164ZM170 254H172V255H170ZM195 254H196V256H198L199 258L196 257ZM212 254H213L214 258H211V257H213ZM239 254H241V255H239ZM243 254H244V255H243ZM117 255H118V256H117ZM156 255H158L159 258H158ZM160 255H161V258H160ZM166 255H168V256H166ZM173 255H175L176 257H175V256L173 257ZM206 255H207V256H206ZM216 255H218V257H216ZM242 255H243V256H242ZM91 256H92V257H95V258H94L93 260H91V259H92ZM98 256H99V258H98ZM101 256L103 257V259H102ZM261 256H262V257H261ZM112 257H113V259H112ZM152 257H153V258H152ZM155 257L157 258V260L160 261V259H161V261H162V262L164 261V262H163V263H161V261L158 262V261L156 260ZM163 257H164V258H163ZM171 257H173V258H171ZM202 257H204V258H202ZM206 257H207V258H206ZM208 257H209V258H208ZM32 258H31V259H32ZM72 258H71V259H72ZM143 258H144V259H143ZM150 258H152V259H150ZM162 258H163L164 260H163ZM166 258H167V259H166ZM169 258H170V259H169ZM174 258L176 259L175 262L173 261ZM217 258H218V259H217ZM240 258H241V259H240ZM101 259H102V260H101ZM126 259H127V260H126ZM154 259H155V260H154ZM168 259H169V260H168ZM171 259H172V260H171ZM200 259H201V261H200ZM202 259H203V260H202ZM205 259H206V261H205ZM208 259H209V260H208ZM210 259H211V260H210ZM216 259H217V260H216ZM219 259H220V260H219ZM251 259H252V260H251ZM80 260H81V259H80ZM80 260H79V261L76 260V261L79 262V264H80V263H81V264H82V263H83V264L85 263V262H82V261L80 262ZM90 260H91L92 262H91ZM95 260H94V261H95ZM100 260H101V261H100ZM145 260H146V259H145ZM170 260H171V261H170ZM247 260H243L245 263L243 262L242 264H247V263H248ZM130 261H131V262H130ZM133 261H134L135 263H133ZM150 261H151V262H150ZM165 261H166V262H165ZM169 261H170V262H169ZM180 261H181V260L178 259V262H177V263H178V264H182V263L185 264L184 262L181 263ZM197 261H198V262H197ZM208 261H209L210 263H209ZM219 261H220V262H219ZM106 262H107V263H106ZM144 262H145V263H144ZM173 262H174V263H173ZM205 262H206V263H205ZM218 262H219V263H218ZM37 263H38V264H40V263L42 264V262L39 263V261H38ZM37 263H36V264H37ZM93 263L95 264L96 262H93ZM97 263H96V264H97ZM153 263H151V264H153ZM3 264H5V263H3ZM155 264H156V263H155ZM248 264H249V263H248Z\"/></svg>",
  "mask_w": 264,
  "mask_h": 264
},
{
  "label": "snow or ice",
  "instance_id": "snow-or-ice-1",
  "mask_svg": "<svg viewBox=\"0 0 264 264\" xmlns=\"http://www.w3.org/2000/svg\"><path fill=\"white\" fill-rule=\"evenodd\" d=\"M244 7L247 8H253V7H259L262 11H264V0H261V3L257 5H245Z\"/></svg>",
  "mask_w": 264,
  "mask_h": 264
},
{
  "label": "clouds",
  "instance_id": "clouds-1",
  "mask_svg": "<svg viewBox=\"0 0 264 264\" xmlns=\"http://www.w3.org/2000/svg\"><path fill=\"white\" fill-rule=\"evenodd\" d=\"M262 35H264V34H262Z\"/></svg>",
  "mask_w": 264,
  "mask_h": 264
}]
</instances>
